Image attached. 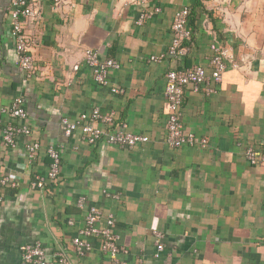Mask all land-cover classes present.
I'll return each instance as SVG.
<instances>
[{
  "label": "crops",
  "instance_id": "1",
  "mask_svg": "<svg viewBox=\"0 0 264 264\" xmlns=\"http://www.w3.org/2000/svg\"><path fill=\"white\" fill-rule=\"evenodd\" d=\"M141 1L40 0L37 15L24 21L35 63L27 77L15 64L11 0H0V106L22 96L31 130L9 148L0 126V179L17 183L0 185V264H20V246L36 241L46 249L47 264H56L59 249L72 264H110L99 239H91L83 256L73 249L85 216L76 205L79 196L86 207L113 216L112 230L126 250L121 261L264 264V168L244 156L248 147L264 150V0H200L199 6L197 0ZM154 6L161 11L138 25L139 12ZM181 7L190 11L185 55L150 61L166 52ZM212 42L227 48L238 66L227 64L221 81L211 84L214 92L203 84L184 87L183 127L206 145L170 147L164 140L166 73L195 65L209 71ZM86 49L121 64L109 71L107 85L95 82ZM94 108L112 113L113 126L126 124L148 141L120 148L90 145L79 130L66 136L61 119ZM31 141L40 148L28 164L25 145ZM50 145L60 149L58 177L32 188L33 177L49 168ZM155 232L163 235L158 256Z\"/></svg>",
  "mask_w": 264,
  "mask_h": 264
},
{
  "label": "built area",
  "instance_id": "2",
  "mask_svg": "<svg viewBox=\"0 0 264 264\" xmlns=\"http://www.w3.org/2000/svg\"><path fill=\"white\" fill-rule=\"evenodd\" d=\"M40 0H11L9 6L11 26L9 34L14 42L16 53V66L27 77H30L34 70L33 58L30 54V45L24 30V21L28 18H34L37 15V6ZM144 3L142 0L141 3ZM161 11L160 7L154 6L150 9H142L136 19L138 25L151 18L154 14ZM190 11L188 7H181L176 10L171 25L172 40L166 52L158 56H150V61H160L165 57L180 58L185 55L187 48L185 43L191 38V28L189 27ZM212 55L209 61L210 70L200 65L181 69L169 70L166 73V84L164 87V97L167 103L166 134L164 140L170 147L177 148L184 145L194 146L206 145V139L196 137L192 132L184 129L181 121V105L183 101V89L186 85H192L198 90L200 85H205V91L214 92L212 83H218L222 79V73L230 63L237 67V63L229 50L217 42L210 44ZM85 63L88 64L95 82L101 85H107V76L110 70H117L121 64L113 59L98 58L95 51L86 49L84 52ZM74 68L77 69V66ZM113 92H121V89L111 87ZM7 117L9 121L2 124V118ZM27 112L24 107L22 96H16L8 106H0V126L2 142L6 147L14 148L17 139L20 136H28L31 133L30 128L25 124ZM66 136L71 135L75 130H79L81 140L92 145L104 141L107 144L118 146L120 148H132L136 144L148 141V136L133 133L126 128V124L113 126V114L102 113L99 108H94L90 112H82L74 120L67 117L61 119ZM40 145L37 141L26 143L27 163L32 164L38 154ZM47 154L50 158L49 168L44 176L35 175L31 180V187L43 189L49 183L54 182L60 171L61 156L60 149L57 146H48ZM244 156L247 162L252 166L264 168V150L258 151L252 147L246 148ZM0 185L16 187L15 180L8 176L0 179ZM3 197L0 194V204ZM76 205L80 209H85V216L78 234L73 238V249L78 256H83L92 248L91 239L100 240L101 252L108 255L110 264H145L138 258L136 262L121 261L118 256L126 252L124 247L118 245V235L113 232L114 218L112 215L103 216L101 210L94 205L86 207L85 196H79ZM103 221L102 226H98ZM72 224V220H69ZM156 253L163 249L161 240L163 235L155 232ZM47 252L44 246L36 241L24 243L20 246V264H47ZM56 264H72L66 253L62 250H56L53 253Z\"/></svg>",
  "mask_w": 264,
  "mask_h": 264
},
{
  "label": "trees",
  "instance_id": "3",
  "mask_svg": "<svg viewBox=\"0 0 264 264\" xmlns=\"http://www.w3.org/2000/svg\"><path fill=\"white\" fill-rule=\"evenodd\" d=\"M199 4H200V0H197L196 1V6H199Z\"/></svg>",
  "mask_w": 264,
  "mask_h": 264
}]
</instances>
